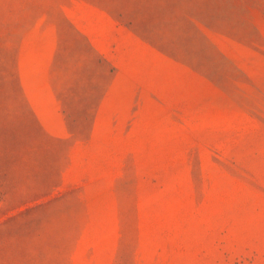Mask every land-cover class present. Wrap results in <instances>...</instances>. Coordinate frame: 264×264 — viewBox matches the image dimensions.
<instances>
[{
  "label": "rangeland",
  "instance_id": "1",
  "mask_svg": "<svg viewBox=\"0 0 264 264\" xmlns=\"http://www.w3.org/2000/svg\"><path fill=\"white\" fill-rule=\"evenodd\" d=\"M0 264H264V0H0Z\"/></svg>",
  "mask_w": 264,
  "mask_h": 264
}]
</instances>
